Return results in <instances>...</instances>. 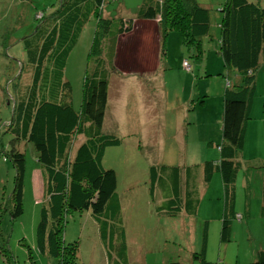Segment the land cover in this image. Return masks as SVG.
Returning <instances> with one entry per match:
<instances>
[{
    "label": "trees",
    "instance_id": "16d2710c",
    "mask_svg": "<svg viewBox=\"0 0 264 264\" xmlns=\"http://www.w3.org/2000/svg\"><path fill=\"white\" fill-rule=\"evenodd\" d=\"M115 1V0H112ZM263 1V2H262ZM106 0H59L52 13L40 18L34 33L23 41L27 53L28 81L16 87L13 111L8 123L10 147L0 156L14 168L13 188L0 211L8 209L11 220L22 213L24 154L16 142L30 143L40 165L42 194L35 230L38 252L56 259L57 264H75L77 241L65 242L66 218L87 212L95 222L106 251L108 264H128L127 235L123 227L116 174L102 165L108 147L121 140L102 132L108 85L112 73L116 37L129 32L134 18L103 15ZM218 13V37H213L211 20ZM95 26L82 79L81 101L74 110L68 100L69 85L64 69L69 53L88 21ZM137 19L156 20L161 55L165 39L177 32L184 45L202 52L204 41L214 38L221 61L237 81L226 80L221 114L218 159L184 166L158 164L148 168V194L157 213L193 216L199 202V184L218 174L222 184V213L219 241L228 242L231 222L237 218L235 179L240 169H260L261 214L264 216V160H243L247 123L256 92L255 77L264 60V0H222L211 8L196 0H142ZM190 67V65H189ZM18 84V82H17ZM244 167V168H242ZM206 230L198 253L190 260H205ZM248 264H264L259 249Z\"/></svg>",
    "mask_w": 264,
    "mask_h": 264
},
{
    "label": "rangeland",
    "instance_id": "374dc122",
    "mask_svg": "<svg viewBox=\"0 0 264 264\" xmlns=\"http://www.w3.org/2000/svg\"><path fill=\"white\" fill-rule=\"evenodd\" d=\"M58 2L59 0H0V150L10 147L12 136L8 131V123L16 116L13 111L16 87L28 81L27 53L23 41L34 33L40 18L44 19L52 13ZM141 3L142 0H107L103 15L135 19ZM213 17L210 31L217 38L219 14L213 13ZM94 26L95 18L92 17L66 60L64 79L69 85L68 100L75 111L80 106L82 79L87 68V54ZM134 38L139 48L134 47L131 54L126 56L129 58L126 61L132 69L142 71L145 66L137 56L142 48L138 35ZM215 42L214 38L204 41L202 52L199 53L195 48L184 45L179 33L170 32L165 39L162 55L159 50V68L153 73L158 78L152 76L146 81L147 76L136 73L138 78L133 80L132 76L135 74L127 75L129 80H137L138 84H127V100L123 98L116 104L111 100V95H116L118 91L115 80L120 76L114 75L110 78V99L102 132L115 135L121 140V144L106 148L102 165L115 172L118 196L122 199L123 196L128 197L123 202L124 210H121L127 235L128 264L187 263L192 252L200 251L206 221L211 224L222 213L223 191L221 185L215 181L216 177L219 178L218 174L207 184L200 182L198 207L193 216L157 213L156 205L151 203L145 192L150 166L159 163L184 166L192 162H203L204 160L197 157L191 158L194 154L192 149L198 146L199 149H195L198 153L195 155L203 157L205 150L210 152L219 144L223 91L227 86L226 80L234 84L232 80L235 77L232 71L224 67ZM183 61L190 65L188 69L183 67ZM159 79L164 83L167 92L161 98L164 101L162 106L153 99L158 90L155 83ZM257 79L258 86L264 90V60L257 71ZM256 96L258 98L255 92L254 99ZM141 101L146 106L154 103L160 105L156 108L160 117L153 114L149 107L147 115L139 114L137 107ZM257 102L261 104V101ZM183 113L184 131L181 139L183 143L187 142L184 150L174 141L178 133L177 123ZM144 117L150 122L143 121ZM249 132L250 137L246 138L240 158L264 160V125H255ZM16 145L25 159L22 213L11 220L8 209L0 211V264H57L56 259L41 254L35 246V230L40 211L38 199L41 198L38 192L40 165L30 143L17 141ZM259 171L261 170L240 169L237 172L234 188L235 212L243 216L248 205L252 212L249 219L243 216L240 220L241 230H236L233 238L231 232L228 242H220L213 229L210 230L208 238L206 234V261L210 264H220L216 260L218 254L222 264H234L237 252L245 259L252 254V249L254 251L264 242L261 229L252 225L264 222L260 209L262 179L258 175ZM14 174L11 162L0 156V201L8 198L13 188ZM206 185L209 187L207 194H202ZM133 197L134 200L130 202ZM211 199L217 203L216 209L211 205ZM126 214L130 217L127 222ZM235 220L231 222L230 230L237 229L235 224L238 225L239 221ZM135 224L141 225V231L135 229ZM64 240L77 241L78 260L75 264H108L106 251L89 211L74 212L67 216ZM253 259L254 257L250 262ZM192 263L199 264L197 261Z\"/></svg>",
    "mask_w": 264,
    "mask_h": 264
},
{
    "label": "crops",
    "instance_id": "0c3cea01",
    "mask_svg": "<svg viewBox=\"0 0 264 264\" xmlns=\"http://www.w3.org/2000/svg\"><path fill=\"white\" fill-rule=\"evenodd\" d=\"M110 1H112V0H110ZM196 1L200 5L208 6V7H211V8L217 6L218 3L222 2V0H196ZM104 10H105V7H104ZM107 16H110V15L107 14ZM136 35H138V42L140 43V46L142 48V50L139 49V53L137 55L139 61H141L142 64L145 66V68H143L142 71H139V70L137 71L135 69H132L131 66L129 64H127V61H126L127 59H129V58H126V56L131 54V52L133 51L134 47H138L139 48V45L134 42V40H135L134 37ZM167 35L169 36V33ZM168 36H167V38H168ZM159 46H160V44H159V29H158V25H157V21L156 20H142V19L135 18L133 20V25H132L131 30L129 32H126V33H121V34H119L116 37L115 45H114V51H113V59H112V65L114 67L115 72L112 73V76L119 75L120 78L115 80L117 82V86H118V91L116 92V95H114V96L111 95V100H113L115 102V104L117 103V101H120L123 98H125L127 100L129 94L127 93L128 91L126 89V86H127V84H130V83L134 82L133 80H134L135 77L138 78L136 73L137 74L139 73L140 75L143 74V77L147 76L146 81H149L148 80L149 77L152 78V76L158 78V75L156 74V76H155L153 73L155 72L157 67L159 68V66H158V63L160 62V59H159L160 58L159 57V50H160ZM123 74L125 76H122ZM129 74H135L134 76H132L133 80H129V78L126 77ZM143 77L141 79H143ZM255 80H256V93L258 95V98H257V96H256L255 99L253 98V104H252L251 113H250L251 114V118H250L249 122L247 123V132H246L247 136H245V142H246V138L249 139V137H250L248 135L250 133L249 129L251 131V129L255 125H258V126L264 125V90L261 89V86H258L257 74H256V77H255ZM144 81H145V78H144ZM236 81H237V77L235 76V78H234V80H232V82H236ZM134 83L138 84L137 80ZM109 86H110V81H109L108 92H107L106 111L108 110V100L110 99ZM155 86H156V88L158 90L155 93V95L153 96V99L155 101H157L158 104H161V106H162V104H164V101H161V98L167 94V92L165 91L164 83L161 82V80L159 79V81H156ZM257 101H261V104H259ZM159 106H157L156 103H154L153 105L146 106L141 101V104L137 107L138 108V113L147 115V109L149 107L151 112H153V114H156V116L159 118L160 116L157 115L158 112H157V109H156ZM183 118H184V113H183L182 116H180V119H179V121L177 123V128H176L177 130L176 131H178V133H177V136L175 135L174 141H175V143H177L179 145L180 149L183 148V150H184V148L186 149L187 142L185 144V143L182 142V139H181V136H182L183 131H184L183 130ZM143 121H147V123L150 122L149 119H147L145 117L143 118ZM255 121H257V124H255ZM147 123H145V124H147ZM195 149H199V147L197 146V147H194V149H192L194 154L191 155V158H193V159L195 157H197L199 160H208V159L217 160L218 159V149H217V147L215 149H213V150L211 149L210 152L205 150L204 154H203V157H201V155H198L199 157L197 155H195V153H198L197 151H195ZM162 162H164V159H163ZM159 164H163V163H159ZM258 175H259L260 179H262V172L261 171H259ZM215 181H216L217 184H220L221 187H222L220 177L219 178L216 177ZM39 182L40 183L38 185V188H39L38 192L40 194H42V183H41L40 179H39ZM208 189H209V187H208V185H206L205 189H203V191L201 193L202 194H207ZM145 192H146V194H148V188L145 190ZM148 196H149V194H148ZM259 196H260V193H259ZM40 199H38V201H40ZM119 200H120V208H121V210H124L123 202L125 200H128V197L123 196V199H122L119 196ZM133 200H134V197L130 200V202L133 201ZM130 202L128 203L129 207H130ZM211 203H212L211 205L213 207H215V209H216L217 208L216 207L217 203L214 202V199L212 200ZM260 209H261V203H260ZM234 210H235V208H234ZM251 212H252V209L248 205L245 208V210H244L243 216L247 217L249 219L250 215H251ZM179 215H186V214L179 213ZM236 216H239V218L238 217L235 218L237 221H239V224L238 225L235 224V228H237V229L231 230L232 238H233V233L237 232L236 230H241L240 220H242L244 218L238 212L236 213ZM262 217L264 219L263 215H262ZM125 219H126V222H127V221L130 220V217L127 216V214H126V218ZM220 221H221V214H219L217 217H215V219L213 220V222L211 224H209L206 221V224H204V227H205L204 229H206L207 238L209 237L210 230L213 229V231L217 232V237L219 239ZM247 221H249V220H247ZM247 223H249V225H250V222H247ZM252 225L254 227H258V228L261 229L260 232H262V234H263L262 239H264V222L260 223V224H252ZM246 227H249V226H247V224H246ZM135 229L141 231V225L140 224H135ZM247 230H249V228H247ZM256 249H258V250L259 249H264V242H261L258 245V247H256L254 249V251L252 249L251 252H250L252 254H250L249 256L245 257V259H244V256L241 257V253L239 254L237 252L236 253V262L234 264H248V263H250V259L254 257V255H255V253L257 251ZM205 260H206V251H205ZM216 260L220 264H222V259H221L219 254L217 255ZM193 261H195V260H192V262Z\"/></svg>",
    "mask_w": 264,
    "mask_h": 264
},
{
    "label": "built area",
    "instance_id": "2783aa9c",
    "mask_svg": "<svg viewBox=\"0 0 264 264\" xmlns=\"http://www.w3.org/2000/svg\"><path fill=\"white\" fill-rule=\"evenodd\" d=\"M182 65H183V67H184L185 69H188V68H189V66L187 65V63H186L185 61H183ZM238 218H239V216H238Z\"/></svg>",
    "mask_w": 264,
    "mask_h": 264
}]
</instances>
